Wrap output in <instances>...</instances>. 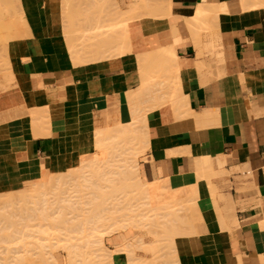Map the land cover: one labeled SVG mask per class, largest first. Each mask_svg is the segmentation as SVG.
I'll use <instances>...</instances> for the list:
<instances>
[{"label": "crops", "instance_id": "0c3cea01", "mask_svg": "<svg viewBox=\"0 0 264 264\" xmlns=\"http://www.w3.org/2000/svg\"><path fill=\"white\" fill-rule=\"evenodd\" d=\"M63 1L0 0V28L9 23L7 37H13L18 33L14 31L17 23L22 34L6 40V29H0V36L5 35L0 40V194L22 189L44 170L59 171L64 152L77 147L78 135L115 127L125 111L149 106L152 100L148 98L132 100L133 104L125 97L146 90L143 81L151 77L154 85L150 83L149 93L144 91L143 96L171 95L179 109L168 99L146 111V144H140L144 159L138 160L141 178L170 180L193 173L194 163L201 158L214 162L210 181L203 177L196 181L200 213L196 233L174 237L176 264H264V0H155L157 5L164 1L169 14H144L130 19L125 27L109 24L135 0H81L82 5L71 0V13L78 11L75 19L84 11H98L90 14L91 23L81 22V28L86 24L91 27L88 32H107L104 37L111 44L99 54L101 60L96 56L97 61L79 65L72 64L64 40L68 24L62 25ZM215 6L221 13L211 28L201 30L188 24L198 7L208 11ZM5 18L10 19L4 22ZM106 22L107 27H102ZM81 28L76 27L78 33L87 29ZM217 42L221 58L214 54ZM209 43L212 54L201 53L199 48ZM107 50L116 53L109 56ZM166 51L173 54L169 65L162 56ZM33 94L40 97L37 107L47 106V134L33 135V130L40 131L30 122L29 109L36 104H31L28 95L35 98ZM106 236L105 247L112 245L108 250L123 242L120 233Z\"/></svg>", "mask_w": 264, "mask_h": 264}, {"label": "bare ground", "instance_id": "6f19581e", "mask_svg": "<svg viewBox=\"0 0 264 264\" xmlns=\"http://www.w3.org/2000/svg\"><path fill=\"white\" fill-rule=\"evenodd\" d=\"M67 1H68V3H67ZM69 1H71V0H66L64 3H62L63 5L61 3H60V5H61V9L63 11H65V12L62 11L64 19H63V17H61V19L65 20V22H62V25L68 24V27L66 26V29L68 28V30L64 29L65 27L63 25V27H64L63 33H65V34H63V33L62 34H63V36L65 35L67 38V39L65 38L64 40L67 41V43L66 42L65 43H66V46L68 47L67 50H69V52H70V55H71L70 58L74 61V62L72 61V64L76 63L75 65H77V64L79 65V62L81 64V62L84 63V61L86 62L88 60H90V62H91V59H92V61H93V59H95V61H97V59L100 57L99 54L102 55L101 53H105L104 50L107 49V45L111 46V44H109L110 41L107 42L108 39H105V37H107V36L104 37L105 33H106V35H108V34H107V32H104V31H103L104 32V34H103V33L99 32V30H98L99 33H93V32H96L94 30V28L96 26H93L94 27L92 29V30H94L93 32L92 31L88 32L89 31L88 28L90 29L91 27H89L90 25L89 26L87 25L88 27H85L86 24H85V26H82V27H84V29H82L80 23L82 22L83 25H84V23H87V22L89 23L90 22L89 18H90V20L93 18V16L91 18L90 14H92L93 13L92 10H95V9L91 10L92 13L84 11L81 14L79 12L80 17L78 16L77 19H75L76 15H78V13H77L78 11H76L77 9L75 10L77 14L75 12H74V14L71 13L73 11H71L72 7L70 8ZM85 1H87V0H85ZM242 1L244 2V0H242ZM80 2H81V0H79L78 3H80ZM131 2H132V0H131ZM151 2H152V4L150 6L149 0H135V2H132L130 5L128 4L129 6H127L126 9L124 8L118 14V16L115 17L114 20L110 22L109 25H112L111 23H113L118 27H125L127 22L130 19H133L135 17H139V16L144 15V14H150L153 16H163V15L169 14V9L164 5V1L161 3L162 5L160 3H158V5L155 4V0H151ZM71 3L74 4L77 2L73 1ZM88 3H90V2L88 1ZM73 4H71V5H73ZM65 5H67V6H65ZM75 5H77V4H75ZM68 6L70 8L69 10H68ZM78 8H80V7H78ZM81 9H82V6H81ZM67 11H69L70 13H68ZM96 11H94V14H92V15H95ZM220 11H221V9L218 6H215L214 9L208 10V11L203 9L202 7H198L195 11V16L193 18L189 19L188 24L190 26H194L196 29L201 28V30L202 29L207 30V29L211 28V22H213V20L217 19ZM222 13H224V12H222ZM73 15H75L74 19L72 17ZM100 16H101V14H100ZM9 19L10 18H7L6 21H4V22H7ZM12 21L10 20V22H12ZM75 21H76V23H74ZM0 22H2V21H0ZM4 22H3V24H4ZM92 22H93V20H92ZM77 23H79L80 25H78ZM108 23L107 22H106V24L103 23L102 27L104 25H105V27H107ZM8 24L9 23H7V26H9ZM13 24H15V23H13ZM75 24H77V25L75 26ZM21 25H23V24H21ZM69 25L71 26V28ZM7 26H5V24H4V28L6 29L4 34L6 35V38L4 37L5 35H2L3 38H5L6 40H7V38L12 37V36L7 37V31H8L9 35L11 34V33H9V30H7L8 28H11V27H7ZM15 26L18 29L19 26H17V23ZM76 27H78L79 30H80V28L82 30H85V28H87L85 30L87 32L82 31V33H78L77 32L78 29L76 30ZM4 28H2V29H4ZM17 29H14V31L16 30L18 32V33H16V36L18 37L19 35H17V34H20V35H22V34L19 33V31H21V28L19 27L20 30H17ZM63 29H62V31H63ZM112 29L113 28H111V30ZM105 30H107V28H105ZM12 31L13 30L11 29L10 32H12ZM14 31H13V33H14ZM79 32H81V31H79ZM108 32L111 33L112 31L108 30ZM110 33H109V35H110ZM24 34H25V32H24ZM197 34L199 35V33H197ZM16 36L14 35L13 37L16 38ZM113 36H114V34H113ZM125 36H126V34H125ZM19 37H21V36H19ZM216 37L218 40L217 32H216ZM58 38H60V37H58ZM108 38H109V36H108ZM105 42H107V43H105ZM116 42H119V41H116ZM124 42L122 41V43H124ZM104 43H105L106 47L104 46ZM111 43H112V40H111ZM195 43L197 46H199L198 40ZM113 44H114L113 46L116 45L115 42ZM119 47H121V46H119ZM119 47H118V49H121ZM109 49H110V47H109ZM115 50H116V48H115ZM115 50L110 51V52H108L109 50H107L108 54L107 53L106 54L109 55V53H111V52L116 53ZM204 50L206 52L212 54L213 49L211 47V43L206 45V47L204 49L199 48V51L201 53ZM116 51L118 52L120 50H116ZM123 52H124V50L120 51V53H123ZM106 54H104L105 57L107 56ZM142 54L140 53V57ZM214 54L216 55L217 58H221V52H220V48L218 46V42H217V46L215 47V53ZM163 55L165 56L167 65L171 64L173 61V54H171L169 51H166L162 54V56ZM61 56H63V55H61ZM96 56H97V59H96ZM104 56H102L103 58L102 57L101 58L104 59ZM58 58H60V57H58ZM63 58L64 57H62L61 59H63ZM106 59H108V57ZM7 60L9 61V59H7ZM63 60H65V59H63ZM95 61H93V62H95ZM42 62H44V61H42ZM51 62L55 63L56 61L54 60ZM63 63H60V65ZM46 64L48 65L47 62H46ZM50 64L51 63H49V65ZM42 65H44V64H42ZM52 65H54V64H52ZM65 65H69V64H65ZM63 66L64 65H62V67ZM7 67H9L8 64H7ZM46 67H43V68H46ZM158 70H161V67H159ZM7 71H10V70H8V68H7ZM3 75L5 76L6 74H3ZM10 76H12V75H10ZM10 76H8V77L10 79H12V77H10ZM5 77L7 78V75ZM7 80H9V79H7ZM153 81L154 80L151 79V77L147 78L145 81H143V87L147 86L146 90L144 88H143V90L141 89V91H137V92H135L136 91L135 90V91H133V92H135L134 94H131V95H128L125 97L126 102H129V103L132 100L138 101L139 99L145 100L148 98L149 100H152V103L149 106H145V107L143 106L142 108L138 107L139 110L138 109L137 110L135 109L136 111L132 110L133 112H127L126 113V111H125V114L123 115V120H121L122 122L115 127L112 126V127L107 128V129L97 130V131L78 135V137H77V143H78L77 146L78 147H72L70 149V151H68L66 153L63 151L64 152V154H63L64 163H63L61 169L56 172V174L50 173L51 174L50 175L47 171L44 170L39 179L31 180L28 182L26 181L27 183H24L26 185H24V187L22 189L14 191V192L9 191V192L5 193L6 198L5 199L2 198L3 201H2V205L0 206V211L1 210L4 211L6 209L7 210L4 211L3 213H1L0 216L5 215V216L12 217L13 215H15V212H17V211L18 212L16 213V215H18L19 213L20 214L23 213L24 215L26 214V216H30L28 218H31V216H34L32 218H34V220H37L38 224L41 225L40 227H42V228H39V225H34L35 227L37 226L36 227L37 232L42 234L39 236L40 238L37 237L40 240L36 241V243L39 242V245H41V244L42 245L40 247L36 243L34 245H29L30 244L29 239H30L31 235L28 234L26 230L30 229L31 233H32V231H34V229L31 227L26 228L29 225V223L27 224V223L23 222V224L21 223L19 226V222H17V225H15L16 221L14 222V220H12L8 217H5L7 219V221L4 222L3 221L4 217L1 216L0 217L1 221L4 223L3 224H1L2 222L0 223V243H2L3 245H5L3 242L9 243V246H6V249L4 247V249H5L4 251H1V250H3L1 248H3V247H0V264H60V262H62L61 259H59L58 255L53 254L51 252L50 248L52 246L54 248L56 247V249H57V247H58V249L61 247L62 249L66 250L65 262H67L68 264H125L127 261L131 262V260H135V259H133L134 258L133 255H135V249L136 248H142V249L146 250V252L148 251L151 255L150 258H147L148 259L147 261L137 259L136 264H157L156 260L159 259V257H161V254H159L160 249L164 250V248H162V247H166V249L168 248V249L172 250V252L174 253V250H175V248H174V246H175L174 237L177 235H180V234L193 233L195 231L194 230L195 225L198 221H200V216H199L200 213L198 212L199 210H197V206H196V198H197L196 181H198L197 179L201 178V177H203L202 179L205 178L208 181H210V178L214 174V168H213L214 162L211 158L206 157V158L199 159L196 163H194L195 164V171L193 173L183 174V175H179L178 177H173L172 179H170V181H168V179L164 180L163 179L164 177L162 178L163 180L162 179L161 180L155 179L153 181H145L141 178L138 160L136 159V154L139 152V149L141 148L140 144L141 143L146 144L147 134L145 133L146 132L145 127L143 128V125H145V120H146V118H145L146 111L149 110L150 108L154 107L155 105L161 103V102L163 103V101H166L168 99L173 101L175 109H179V104H177V102L175 101L174 98L170 97L171 95L166 96V97H155V95L152 97L151 96L150 97L143 96V92L148 90L149 84L150 83L153 84L152 83ZM11 82H13V81L11 80ZM8 83L9 82H7V84ZM3 86H4V83H3ZM148 93H147V95H148ZM153 93H152V95H153ZM165 93H167V92H165ZM30 94H32V93H30ZM128 94H130V93H128ZM145 94H146V92H145ZM36 95H34L35 98L28 95L29 99L31 100L30 101L31 104L34 103L35 101L39 102L40 97L37 98ZM40 101H42V99ZM134 101H132V103ZM36 103L37 102H35V104ZM133 104H135V103H133ZM31 106L32 107H30L29 110H30V115H31L30 117L32 118L31 119L32 121H30V122H32L33 127L40 129L39 132L36 130H33V135L37 136V135L47 134L49 132L47 128L50 127V120H49V116H48L47 106L42 105V104H39L38 107H37V104H36V107L33 105H31ZM22 108L24 109V107H22ZM18 111L21 114H24L26 110L24 109V113H22L23 111L22 112L20 110H18ZM15 112H17V110ZM18 113H17V115H18ZM21 114H20V116H21ZM74 115H72V116H74ZM16 116H14V117H16ZM55 118H58V117H55ZM41 131H45V132H41ZM112 140H114V142H111V144H107V143L104 144L105 141L109 142ZM194 145H192V146H194ZM200 147H202V146H200ZM183 148H185V147H183ZM130 149H131V153L134 156L132 157V156H130L132 154L127 153V154H129V156L131 158L126 157V159H125L123 157V155H126V151L127 152H128V150L130 151ZM193 150L194 149H192V151ZM123 153H125V154H123ZM57 154H58V152H57ZM202 157H204V156H202ZM127 158H129V159H127ZM216 165L221 167L222 162L218 161ZM84 168H88V170H84ZM54 174L56 175L55 177H53ZM170 182L174 185L176 182H178V185L172 186V185H170ZM105 183H109L111 188H114V184L117 183L123 189L130 187L132 190V195L130 198H131V200L135 199V202H132L131 205L126 206V210L132 212V215H130V216H133L132 221L135 223V226L137 227V229L140 228L139 230H136L135 238L133 239V241H127L126 240L127 238L122 233V232H126L128 229V224L124 223L125 219L121 218V217L125 216L127 214V212H121V210H122L121 206L116 205L118 203H108L107 202V200L110 198L105 193L103 194V191H102V188L104 187ZM229 187H230V185H229ZM121 188H120V190H121ZM211 190H212V193L215 194V188L213 186H211ZM223 191H224V189H223ZM0 195H2V193ZM147 198L148 199L151 198L150 201H148ZM221 199H223V198L221 197ZM141 200H143V201H141ZM94 201H98V202L95 203ZM107 205L110 207V210L108 212L106 209ZM145 205L146 206L150 205V206L147 208H144ZM130 206H131V208H130ZM15 209H17V211ZM11 211H13L12 214H11ZM7 213H8V215H7ZM26 216L22 215V217L27 218ZM14 217H13V219H15ZM35 217H37V218L35 219ZM72 217L76 218V219L74 220ZM49 218L54 220L55 222L60 223V225H55L54 227L50 226L51 232H50V229H48L49 231H47V229H46L49 227L45 228L44 224H41V220L46 221ZM38 219H40V220H38ZM69 219H71V220H69ZM11 221H13L15 224L13 225V222H11ZM28 222H30V221H28ZM86 224H88V226ZM13 226H15V227H13ZM17 226L21 227L20 229H23L22 227H24L23 231H25V235L20 234V233H22V231ZM29 226H31V225H29ZM45 226H47V225H45ZM56 226H57V228H56ZM32 227H33V225H32ZM15 228L17 230H14ZM25 228H26V230H25ZM52 228L53 229L56 228L57 231L60 230L58 233L54 229V231L58 234V236H57V234L55 235L53 233ZM42 229H44V230H42ZM143 229H146L147 230L146 233L151 235L152 239H150V241H144L143 240V235H144V232L142 231ZM36 230H35V232H36ZM45 230H46V232H44ZM196 231H197V229H196ZM196 231L194 232V234L196 233ZM10 232H12V233H10ZM14 232H15V234H13ZM37 232H36V234H37ZM47 232L48 233L50 232L49 233L50 236L47 235L48 234ZM60 232H61V234H60ZM43 233H44V236H43ZM51 233L54 234L55 237L54 236L51 237ZM112 233H120L122 236V239H125V241H123L119 245H116L114 250H107L108 248L105 247L103 238H104V236L110 235ZM45 235H46V238H45ZM51 240H52V242H50ZM73 240H75V241H73ZM46 241H49V242L46 243ZM12 242L14 244H18V242H19V246L15 245V247H14V245L11 244ZM10 244L13 246H11ZM34 246L36 247V251H35ZM27 247H29V249L33 248V250L35 252L32 249H31V251H32L31 252ZM9 248H11V249H9ZM42 248H45L46 252H45V249H42ZM54 248H52V249L54 250ZM83 248L86 250H84ZM38 249L41 251H39ZM49 249H50V251H49ZM42 250H44V251H42ZM81 251L82 252L84 251L83 252L84 255L82 254ZM175 252H176V250H175ZM171 258H169V259H171ZM172 259L170 260L171 262H172ZM191 260H193V259H191ZM170 261L169 260L162 261V264H171Z\"/></svg>", "mask_w": 264, "mask_h": 264}, {"label": "rangeland", "instance_id": "374dc122", "mask_svg": "<svg viewBox=\"0 0 264 264\" xmlns=\"http://www.w3.org/2000/svg\"><path fill=\"white\" fill-rule=\"evenodd\" d=\"M89 20H90V18H89ZM3 38L0 36V40H2ZM208 53V52H207ZM209 54V53H208ZM12 65V64H11ZM10 65V66H11ZM5 66V65H4ZM11 68H12V66H11ZM12 77V76H11ZM9 78V77H8ZM10 79V78H9ZM10 81V80H9ZM111 142H114V140H112V141H105V143L104 144H111ZM77 145H78V143H77ZM78 147V146H77ZM140 149H139V152L136 154V159L137 160H139L140 158H142V159H144V156H143V154H144V151L142 152V146L140 145ZM127 153H130V154H132L131 153V149H130V151L128 150V152L126 151V155H123V154H125V153H123L122 155H123V157L126 159V157H129V158H131L130 156H134L133 154L132 155H130L129 156V154H127ZM128 155V156H127ZM129 158H127V159H129ZM84 170H88V168H84ZM50 174V173H49ZM55 174H56V172H55ZM54 174V176L53 177H55L56 175ZM51 175V174H50ZM179 176V175H178ZM178 176H175V177H178ZM168 181H170V180H168ZM169 183V182H168ZM70 184V183H69ZM68 185V184H67ZM73 185V184H72ZM170 185H172V186H176V185H178V182H176L175 183V185L174 184H172L171 182H170ZM65 186V185H64ZM69 186V185H68ZM67 186V187H68ZM120 188H121V186H119L117 183H115L114 184V188H111L110 187V185H109V183H105L104 184V187L102 188V191H103V194L105 193L110 199H108L107 200V202L108 203H118V204H116V205H119V206H121V208H122V210H121V212H127V214L125 215V216H123V217H121V218H123V219H125V222L124 223H127L128 224V229H127V231L126 232H122L123 234H124V236L127 238L126 240L127 241H133V239L135 238V232H136V230H139L140 228H138L137 229V227L135 226V223L132 221V219H133V216H130V215H132V212H130V211H128V210H126V206H129V205H131V203L132 202H135V199H132L131 200V195H132V190H131V188L130 187H127V188H125V189H123V188H121V190H120ZM167 197V196H166ZM2 198L3 199H5L6 198V196H5V193H3L2 195H0V206L2 205ZM165 198V197H164ZM148 199V198H147ZM150 199L151 198H149L148 199V201H150ZM141 201H143V200H141ZM95 203H97L98 201H94ZM145 202V201H144ZM147 205V204H146ZM145 205V207L144 208H147V207H149V206H146ZM130 208H131V206H130ZM106 209H107V212L110 210V207L107 205V207H106ZM7 210V209H6ZM6 210H4V211H6ZM16 211H17V209H15ZM3 210H1L0 211V214L1 213H3L4 212ZM106 211V210H105ZM18 212V211H17ZM17 212H15V215H13L12 217H9V216H5V215H1L2 217H4V222H6L7 221V219L5 218V217H8V218H10V219H12V220H14V222L16 221V224L13 222V221H11V222H13V225L15 224V225H17V222H19V226H20V224L22 223L23 224V222H25V223H29V225H31V226H27L26 228H29V227H31V228H33L34 229V231H32V233L30 232V229H28V230H26V228H25V230L27 231V233L28 234H30L31 235V237H30V239H29V241H30V244L29 245H34L35 243H36V241H39L40 239H38V238H40L39 236L40 235H42V234H40L39 232H37V230H36V227L34 226V225H39V228H42V227H40L41 225L40 224H38V221L37 220H34V218H32V217H34V216H31V218H28V217H30V216H26V214L24 215L23 213L22 214H18V215H16V213ZM10 213V212H9ZM13 213V211H11V214ZM7 215H8V213H7ZM21 215V216H20ZM22 215L23 216H26L27 218H25V217H22ZM0 216V217H1ZM15 216V217H14ZM13 217L15 218V219H13ZM70 217V216H69ZM37 217H35V219H36ZM73 218V217H72ZM3 219V218H2ZM74 220L76 219V218H73ZM9 220V219H8ZM38 220H40V219H38ZM48 220V221H47ZM46 221L44 220V221H42L41 220V224H44V227L46 228V227H49V228H46L47 229V231H49L48 229H50V226H55V225H60V223H58V222H55L54 220H52V219H47ZM69 220H71V219H69ZM28 221H30V222H28ZM2 221H1V218H0V223H1ZM4 222H2L1 224H3ZM32 225H33V227H32ZM45 225H47V226H45ZM87 226H88V224H86ZM23 226V225H22ZM26 226V225H25ZM43 226V225H42ZM13 227H15V226H13ZM18 227V226H17ZM16 227V228H17ZM14 229V230H17V229ZM19 229L21 228V227H18ZM23 229H20L21 231H22V233H20L21 235H25V231H23L24 230V227H22ZM44 228V229H45ZM56 228H57V226H56ZM56 228H54L55 230H56ZM13 229V228H12ZM44 229H42V230H44ZM53 229V228H52ZM54 229H53V233L56 235L57 233L54 231ZM35 230H36V232H37V234H36V232H35ZM40 231V230H39ZM57 231V230H56ZM60 231V230H59ZM59 231H57L58 233H59ZM143 232H144V235H143V240L144 241H150V239H152L151 238V235H149L148 233H146L147 232V230L146 229H143L142 230ZM34 232V233H33ZM41 232V231H40ZM44 232H46V230L44 231ZM50 232H51V229H50ZM49 232V233H50ZM10 233H12V232H10ZM48 233V232H47ZM49 233L47 234V235H49ZM13 234H15V232L13 233ZM54 234H52L51 233V237H53L54 236ZM60 234H61V232H60ZM59 234V235H60ZM74 235V234H73ZM76 235V234H75ZM20 236V235H19ZM43 236H44V233H43ZM50 236V235H49ZM57 236H58V234H57ZM38 237V238H37ZM55 237V236H54ZM44 238V237H43ZM45 238H46V235H45ZM108 237L107 236H105L104 237V239H105V241H106V239H107ZM38 239V240H37ZM49 239V238H48ZM51 239V238H50ZM53 239V238H52ZM35 242H34V241ZM73 241H75V240H73ZM123 241H125V239H123ZM47 242H49V241H46V243ZM50 242H52V240L50 241ZM5 245H3L2 243H0V247H3V248H1V249H3V250H1V251H4L5 249H6V246H9V243H5V242H3ZM43 243V242H42ZM45 243V242H44ZM45 243V244H46ZM11 244H13L14 245V247H15V245H17V246H19V242H18V244H14L13 242L11 243ZM10 244V245H11ZM37 245H39V242L38 243H36ZM54 244V243H53ZM13 245H11V246H13ZM42 245V244H41ZM41 245H39V247L41 246ZM52 245V244H51ZM10 246V247H11ZM106 246L108 247V248H111V246L112 245H108V244H106ZM4 247H5V249H4ZM35 247V246H34ZM43 247V246H42ZM106 247V248H107ZM13 248V247H12ZM19 248V247H18ZM17 248V249H18ZM28 249H29V247H27ZM47 248V247H46ZM49 248V247H48ZM52 248H54L53 246L50 248L51 249V252L53 253V254H56V255H58V257H59V259H61V261L62 262H60V264H68L67 262H65V260H66V250H64V249H62L61 247L58 249V247H57V249H56V247L54 248V250L52 249ZM85 248V247H84ZM83 248V249H84ZM162 248H164V250L163 249H160V252H159V254H161V257H159V259H157L156 260V263L157 264H162V261H167V260H171L172 258V262L170 261V263L171 264H176L177 263V261H175L176 260V256L174 255L175 253H173L172 252V250H170V249H166V247H162ZM8 249V248H7ZM9 249H11V248H9ZM32 250H33V248H31ZM31 249H29L30 251H31ZM42 249H45V248H42ZM50 249H49V251H50ZM115 249V248H114ZM142 248H136L135 249V255H133V259H135V260H131V262H129V261H127L125 264H136V262H137V259H139V260H148L147 258H150V253L147 251L146 252V250H144V249H142ZM39 250V249H38ZM48 250V249H47ZM53 250V251H52ZM81 250V249H80ZM79 250V251H80ZM84 250H86V249H84ZM108 250V249H107ZM144 250V251H143ZM34 251V250H33ZM35 251H36V247H35ZM34 251V252H35ZM39 251H41V250H39ZM42 251H44V250H42ZM163 253H162V252ZM6 252V251H5ZM32 252V251H31ZM45 252H46V249H45ZM82 252V251H81ZM84 252V251H83ZM83 252H82V254H83ZM138 252H140L141 254H144V255H146V253H147V255L146 256H142V257H140L139 255H138ZM172 252V253H171ZM40 253V252H39ZM4 254V253H3ZM163 254V255H162ZM171 254V255H170ZM84 255V254H83ZM175 256V257H174ZM146 257V258H145ZM165 257V258H164ZM171 258V259H169V258Z\"/></svg>", "mask_w": 264, "mask_h": 264}]
</instances>
